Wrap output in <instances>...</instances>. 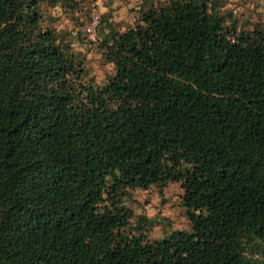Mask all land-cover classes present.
<instances>
[{"label":"trees","instance_id":"trees-1","mask_svg":"<svg viewBox=\"0 0 264 264\" xmlns=\"http://www.w3.org/2000/svg\"><path fill=\"white\" fill-rule=\"evenodd\" d=\"M91 1L0 0V264H264V18L102 12L99 82L68 43ZM168 181L188 227L132 231L124 198Z\"/></svg>","mask_w":264,"mask_h":264},{"label":"rangeland","instance_id":"rangeland-1","mask_svg":"<svg viewBox=\"0 0 264 264\" xmlns=\"http://www.w3.org/2000/svg\"><path fill=\"white\" fill-rule=\"evenodd\" d=\"M144 1L92 0L88 3L89 13L85 17L78 18L79 26L71 30L73 36L68 43L72 42L69 45L84 54L85 68L94 75L97 81L102 82L105 79L106 74L112 70V64L106 61L94 46L93 42L97 39L96 29L95 39L92 40L84 32L83 24L89 19L92 12L96 11L100 17L102 12L107 13L109 20L117 23L121 28L133 20L138 9L145 4ZM219 2L231 12V16L237 20L239 27H251L264 18V0H219ZM55 12L58 11L54 10L52 14ZM64 23L71 26L70 19L63 14L53 21L55 27ZM180 192L181 188L178 182L171 181H168L162 190L153 184L145 188L131 190L129 195L124 198V203L132 210L130 229L135 231L136 226L141 228L142 233L149 239L159 238L172 229H186L188 221L185 216V206L181 203ZM254 249L255 247L250 246L246 255L251 258L254 256L260 261L262 258L253 252Z\"/></svg>","mask_w":264,"mask_h":264},{"label":"built area","instance_id":"built-area-1","mask_svg":"<svg viewBox=\"0 0 264 264\" xmlns=\"http://www.w3.org/2000/svg\"><path fill=\"white\" fill-rule=\"evenodd\" d=\"M99 17V13L94 11L90 15L89 19L83 24L84 32L87 33L89 38L92 40L95 39V27L98 24ZM69 44H72V42Z\"/></svg>","mask_w":264,"mask_h":264}]
</instances>
